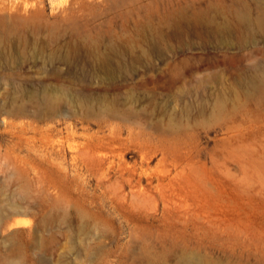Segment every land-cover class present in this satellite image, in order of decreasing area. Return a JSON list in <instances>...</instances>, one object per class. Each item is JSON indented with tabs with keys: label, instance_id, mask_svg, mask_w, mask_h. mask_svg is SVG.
I'll return each mask as SVG.
<instances>
[{
	"label": "rangeland",
	"instance_id": "1",
	"mask_svg": "<svg viewBox=\"0 0 264 264\" xmlns=\"http://www.w3.org/2000/svg\"><path fill=\"white\" fill-rule=\"evenodd\" d=\"M263 17L0 0V264H264Z\"/></svg>",
	"mask_w": 264,
	"mask_h": 264
},
{
	"label": "bare ground",
	"instance_id": "2",
	"mask_svg": "<svg viewBox=\"0 0 264 264\" xmlns=\"http://www.w3.org/2000/svg\"><path fill=\"white\" fill-rule=\"evenodd\" d=\"M237 20L238 21H240V20H243L244 22L245 21H248V19H247V17L245 16V15H238L237 16ZM248 22H250V21H248ZM230 23V22H229ZM251 23V22H250ZM256 24L259 26V27H261V26H263V24H264V17L263 18H259V19H257V21H256ZM223 27V26H222ZM94 57H96V56H94ZM102 58V59H101ZM100 59L102 60V68L106 71V73H108L109 75L110 74H113L114 72H116V71H119L120 69L122 70V63L120 62V57H119V55H118V52H110V53H107V55H104V56H102ZM96 60V59H95ZM101 68V69H102ZM123 68H124V66H123ZM260 68V67H259ZM103 70V71H104ZM261 70V69H260ZM260 81H264L263 79H260ZM258 82V80H257V78H256V76L255 77H252V79H250V84L252 85V86H256L257 83ZM250 85V86H251ZM263 87V86H262ZM85 100V99H84ZM83 99H80L79 98V101H77V103H76V106H78L79 108L80 107H83ZM85 105V104H84ZM86 108V107H85ZM90 110V109H89ZM86 111H87V109H86ZM173 127V126H172ZM183 258V257H182ZM187 260V259H186ZM178 262H180V261H178ZM185 262H187V261H185ZM178 264H181V263H178Z\"/></svg>",
	"mask_w": 264,
	"mask_h": 264
}]
</instances>
